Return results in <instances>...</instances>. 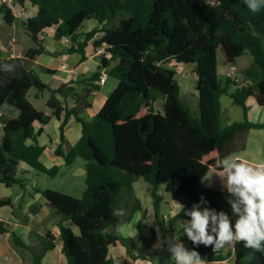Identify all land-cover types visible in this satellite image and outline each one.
Returning <instances> with one entry per match:
<instances>
[{
	"label": "trees",
	"instance_id": "1",
	"mask_svg": "<svg viewBox=\"0 0 264 264\" xmlns=\"http://www.w3.org/2000/svg\"><path fill=\"white\" fill-rule=\"evenodd\" d=\"M13 1L24 10L28 5L38 8L37 14L23 23L39 46L27 57L44 51L39 35L54 28L55 39H68L73 45L69 51L80 53L83 59L89 43L95 49L105 47L101 70L108 69V76L118 81L102 110L87 120L85 113L91 107L93 92L99 90L100 72L91 77L89 87L77 88V83H72L51 90L25 59H5L0 50V110L19 112L17 118L0 117V184L24 186L18 177L21 163L51 177L60 172L59 167L49 168L41 161L46 148L36 138L51 116L33 105L29 99L32 89L37 90V96L50 92L47 106L53 116L60 118L65 113L60 127L61 148L68 121L75 118L82 125V137L71 151H56L68 166L78 158L85 161L82 197L36 188L63 216L59 229L67 264H114L109 257L113 246L121 244L132 250L133 240L123 236L118 215L113 213L118 211L123 191L133 189L135 178L141 177L153 187L155 218L164 238L167 224L176 229L189 217L181 211L168 223L163 220L161 187L185 209L200 203L203 197L207 203H201V208L224 211L233 223L235 215L228 203L232 196L223 186L227 174L220 161L245 151L251 130L264 129V121L249 120L247 106L248 99L253 98L264 107V9L252 13L244 0ZM0 14L8 24L16 19L3 1ZM92 20L99 28L86 33V24ZM98 33L103 36L96 38ZM219 52L224 65H235L244 56L251 58L245 70L250 83L230 94L243 108L244 119L226 127L221 123V98L236 82L221 78ZM171 63L193 66L197 77L193 90H181L178 72L168 67ZM4 64L14 65L15 70L4 71ZM58 95L64 97L65 106ZM160 99L164 101L163 113L156 109ZM35 123L41 126L38 132ZM29 140L35 143L29 145ZM5 206H12L10 199H0V209ZM67 220L78 232L64 225ZM6 233H11L18 246L31 248L11 231L10 225L0 221V237ZM46 239V249L53 250L54 236L49 234ZM189 242L210 263L234 259L235 264H264V253L260 252L254 253L256 258L251 262L245 261L250 250L243 243H235L228 251L213 252L212 246ZM35 262L40 264L36 256Z\"/></svg>",
	"mask_w": 264,
	"mask_h": 264
},
{
	"label": "crops",
	"instance_id": "2",
	"mask_svg": "<svg viewBox=\"0 0 264 264\" xmlns=\"http://www.w3.org/2000/svg\"><path fill=\"white\" fill-rule=\"evenodd\" d=\"M37 12V7L28 5L25 8L24 18H16L11 24H8L5 21L4 15L0 14V50L2 51V56L5 59H25L27 65L40 76L42 81L51 90H55L62 85H71L72 83H77L75 86L77 88L89 87V80L96 72L105 74L107 76L106 81L99 85L98 91L93 92L90 98L91 107L85 113V118L91 120L102 110L109 95L117 87L118 81L110 83L111 77L108 76V69L101 70L103 55L96 53V49L92 43H89L87 46L86 55L83 59L80 53L69 51L70 47H68L65 40L55 39L54 28L45 30L39 35V40L42 43L44 51L34 58L27 57V54L31 50L37 49L39 46L28 35L23 23L29 17L36 15ZM97 28H99L98 22L92 20L86 24L84 31L87 33ZM102 36L103 33H98L96 38H101ZM104 56L106 58L109 57L108 54ZM169 68L176 69V67ZM49 97V91H45L38 96L37 93L34 94L35 100L44 101V110L39 109L31 101L37 109L51 116L47 125L43 127L42 132L36 138V142L46 148L41 161L49 168L54 166L59 167V174H62L64 168H75L72 171V178L85 177V164H79L80 158L71 166H68L65 158L58 156L56 153L59 148L65 154L71 151L82 137V125L75 118H71L68 121L65 127L66 141L61 148L60 127L64 122L65 113H61L60 118L53 116V110L47 106ZM57 97L63 103V106H65L64 97L59 95ZM68 102L70 105H73V100L70 97H68ZM247 106L249 107V118L250 114L260 107L253 98L248 99ZM1 112L9 118H17L19 116V112L13 109H1ZM40 128V124L35 123V131L38 132ZM1 129L2 125H0V135H2ZM34 143V140L28 141L29 145ZM46 158L48 159L45 160ZM234 159L245 160L238 156ZM246 161L251 165L264 162L253 163L248 160ZM31 170L33 168L25 163H21L18 177L23 180L24 186L14 185L7 187L0 184V199H10L12 203V206H5L0 209V221L10 225L11 231L20 237L23 244L31 247L30 249L20 247L14 242L11 233L4 234L0 237V264H36L35 256L38 258L40 264H67V260L62 253L63 243L59 229L63 216L58 212L56 218H52L54 211L57 210L52 209L47 200L36 191V188H46L41 187L36 182H33L32 185L28 184V181L31 180ZM210 184L211 181H208L207 186H210ZM69 188L71 187L69 186ZM84 190H81L82 195ZM163 196L164 202L161 205V214L163 220L164 217H167V220L164 221L168 223L169 219L180 213V209L173 202L169 194ZM163 206L165 207V211H163ZM16 208L19 209L18 212H16ZM129 212L131 213V218L124 219V223L119 227V230L124 237L133 240L132 250L129 251L121 244L113 246L110 249L109 257L114 264H174V261L170 259L171 253L167 250L166 242L172 237L180 240L187 249L194 250L186 234L184 232L179 233V230L183 229L182 221L184 220L179 222L176 229L170 228L167 224V234L164 238L163 231L159 228L155 218L154 205L149 209L143 207L140 200H132ZM148 219H151L150 222ZM236 219L237 217L234 216L233 225ZM64 225L71 227L75 231L77 230L70 220L65 221ZM49 234L55 238V248L53 250H47L46 246L42 245L43 239H46ZM233 245L225 246L223 249L228 251L233 249ZM25 252H32L34 254L33 259L28 257ZM200 256L207 264H214L210 263L206 256L201 254ZM227 264H235L234 259L228 260Z\"/></svg>",
	"mask_w": 264,
	"mask_h": 264
},
{
	"label": "clouds",
	"instance_id": "3",
	"mask_svg": "<svg viewBox=\"0 0 264 264\" xmlns=\"http://www.w3.org/2000/svg\"><path fill=\"white\" fill-rule=\"evenodd\" d=\"M244 3L252 13L264 9V0H244ZM2 68L6 72L15 70L11 64H4ZM220 167L227 174L223 186L232 196L228 203L237 217L234 225L226 212L201 208V203H207L203 197L190 209H185L178 201L173 202L189 217L182 221V227L193 245L212 246L216 252L225 246L243 243L250 250L244 260L251 262L256 258L254 253H264V162L251 165L246 160L226 156L220 161ZM113 214L125 213L118 210ZM167 250L174 264H207L197 251L187 249L175 237L167 240Z\"/></svg>",
	"mask_w": 264,
	"mask_h": 264
},
{
	"label": "rangeland",
	"instance_id": "4",
	"mask_svg": "<svg viewBox=\"0 0 264 264\" xmlns=\"http://www.w3.org/2000/svg\"><path fill=\"white\" fill-rule=\"evenodd\" d=\"M88 24V23H87ZM223 54L219 52L218 55V65L220 70L221 78L226 79V73L230 71H237L240 73V82L233 85L230 90L229 94L225 95L221 98L222 104V118L221 123L223 127L229 126L234 122H240L244 119V112L243 108L233 102L230 97V94L234 93L237 89H241L242 87L248 85L250 82L245 77V70L250 64V56H244L238 59L237 64L235 65H224L223 64ZM168 67H176L177 70V80L180 84L182 91L193 90L196 86L197 77L194 74L193 66L191 65H184V64H174L171 63ZM110 83L117 82V80L113 77L110 78ZM111 86V85H110ZM109 86V87H110ZM37 93V90L32 89L29 95V98L32 102L36 104V106L44 110V101H37L34 99V94ZM163 104L164 101L162 99L156 104V109L163 113ZM250 121L252 122H262L264 120V107L256 108L250 114ZM231 157L235 158L236 156L240 157L241 159L248 160L249 162L257 163L264 161V129L261 130H251L248 134L247 139V148L245 151L239 152L237 154L230 155ZM46 158L45 160H47ZM79 164L84 163L83 159L79 160ZM47 162V161H46ZM75 168H64L62 174L57 175V177H51L46 174H42L37 172L36 170H31V180L28 181V184L32 185L33 182L38 183L41 187L51 190H56L60 192H67L66 194L75 196L76 198L82 197V191L85 189V177H77V179L72 178V171ZM75 179V181H73ZM69 186L71 188H69ZM133 189L131 191L125 190L121 194L119 198V208L118 210H123L124 215H118V228L124 223V219L131 218V213L129 212L131 208L132 200H140L143 207L151 209L153 206V199L151 192L153 190L152 185L145 182L143 178H135L132 181ZM159 193L162 195L167 196L168 194L165 192L164 188L161 187ZM19 209L16 208V212ZM163 211H165V207L163 206ZM58 211H54L52 218H56ZM151 219H148L150 222ZM78 232V230H76ZM151 241V239H150ZM167 242V241H166ZM48 240L43 239L42 245L47 246ZM27 253V252H25ZM28 257L33 259V253H27Z\"/></svg>",
	"mask_w": 264,
	"mask_h": 264
},
{
	"label": "built area",
	"instance_id": "5",
	"mask_svg": "<svg viewBox=\"0 0 264 264\" xmlns=\"http://www.w3.org/2000/svg\"><path fill=\"white\" fill-rule=\"evenodd\" d=\"M0 1H3V2L7 3V5L11 8L12 13H13L15 18H17V19H23L24 18L25 10L22 9L17 4H15L14 1H9V0H0ZM65 42L68 45V47H70V48L73 47V45L71 44V42L68 39H66ZM96 53L98 55H103L105 53V47H103V46L98 47L96 49ZM226 77H228L230 79H233L236 83L240 82V73L235 71V70L226 73ZM106 79H107V76L105 74H101L100 78H99V81L97 83L100 85L101 83L105 82ZM2 115L3 114H2V112L0 110V117ZM164 220H167V217H164ZM214 264H227V262L214 263Z\"/></svg>",
	"mask_w": 264,
	"mask_h": 264
}]
</instances>
